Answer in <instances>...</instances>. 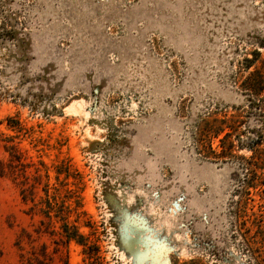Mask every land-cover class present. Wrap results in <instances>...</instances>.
Instances as JSON below:
<instances>
[{"label":"rangeland","instance_id":"rangeland-1","mask_svg":"<svg viewBox=\"0 0 264 264\" xmlns=\"http://www.w3.org/2000/svg\"><path fill=\"white\" fill-rule=\"evenodd\" d=\"M263 61L264 0H0V264H264Z\"/></svg>","mask_w":264,"mask_h":264},{"label":"trees","instance_id":"trees-1","mask_svg":"<svg viewBox=\"0 0 264 264\" xmlns=\"http://www.w3.org/2000/svg\"><path fill=\"white\" fill-rule=\"evenodd\" d=\"M264 63V61H263ZM242 86L248 90L249 94V107L254 109L256 102L253 96L259 91L264 89V71L260 68H256L250 73V75L242 81ZM241 117V114L237 115L235 118H206L198 127L197 141L200 143L203 152H207L206 156L213 155L214 157L229 156L232 153L234 143L230 140V137L236 133L239 127L245 123ZM223 134V135H222ZM222 135V136H221ZM219 138L221 149L219 151L213 147V138ZM259 141L255 139L250 140L248 145L251 149L255 150L256 155L260 159H263L264 149L260 148L258 145ZM250 161V160H248ZM68 225V224H67ZM66 225L67 228H69ZM68 235H77L75 231L66 230Z\"/></svg>","mask_w":264,"mask_h":264}]
</instances>
